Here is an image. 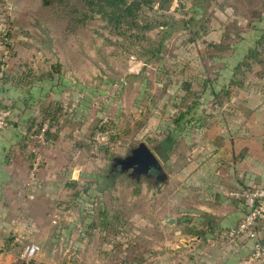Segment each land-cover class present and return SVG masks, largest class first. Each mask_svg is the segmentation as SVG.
I'll list each match as a JSON object with an SVG mask.
<instances>
[{"label":"rangeland","instance_id":"1","mask_svg":"<svg viewBox=\"0 0 264 264\" xmlns=\"http://www.w3.org/2000/svg\"><path fill=\"white\" fill-rule=\"evenodd\" d=\"M217 1L234 11L216 13L208 0L200 2V12L192 9L193 0H153L115 24L96 11L97 0H0V67L12 75L29 69L50 73L60 88L52 99L59 119L51 128L64 129L58 134L52 129L57 135L51 134L49 146L68 153L62 160L70 170L69 165L80 168L66 175L68 204L58 213L68 209L71 218H55L50 236L39 234L36 264H67L77 242L84 245L81 264H155V255H170V245L182 249L201 234L202 223L185 218V187L170 176L185 163V135L179 133L164 151L167 157L154 147L175 126V116L202 111L201 99H212L208 84L217 83V75L230 81L235 68L264 73V28L254 31L260 39L256 47L235 43L241 34H251L248 23L234 18L256 16L259 0ZM207 19L211 23H204ZM206 29L209 39L202 43ZM241 51L239 65L235 56ZM101 121L106 130L99 129ZM98 133H105L103 141L94 138ZM139 141L158 156L167 182L112 168V158L126 155ZM73 150L80 152L71 164ZM44 159L43 154L42 164ZM168 216L174 222L168 223ZM26 243L0 250V264L23 263L19 253Z\"/></svg>","mask_w":264,"mask_h":264},{"label":"crops","instance_id":"2","mask_svg":"<svg viewBox=\"0 0 264 264\" xmlns=\"http://www.w3.org/2000/svg\"><path fill=\"white\" fill-rule=\"evenodd\" d=\"M201 1L205 0H193L192 9L200 11ZM258 2L253 7L256 16L234 18L237 23H248L251 34L249 37L241 34L235 43L242 45L249 41L250 49L260 43V39L253 36L254 31L264 28V0ZM207 3L216 13L235 9L217 0H208ZM204 23L211 22L207 19ZM207 35L208 29L201 37L202 43L209 39ZM244 56L242 51L235 56L239 65ZM14 72L16 77L26 72L37 77H28L26 84L10 82L5 90L0 82V102L7 103L8 100L12 111L9 124L0 132V249L5 248V238L12 235L15 245L8 251L14 250L21 242H42L39 234L43 232L50 236L56 226L52 223L55 218H71L67 214L68 209L62 210L63 215L58 213L61 206L68 204L63 199L70 187L66 175L68 172L75 174L80 169L69 165L70 170L62 160L68 153L54 150V145L49 146V143L43 149L40 147L45 159L34 184L30 183L31 145L24 133L31 123L41 118L42 106H53L55 101L52 99L59 95L60 88L51 83L50 73L44 75L33 69ZM222 75L224 73L217 75V83L208 84L212 99H201L202 111L194 108L196 114L182 118L181 131H178L177 116L172 120L175 126L171 127V131H178L174 132L175 139L180 138L179 133L185 135L187 152L185 163L178 165L180 170L170 176L177 177L185 187V218L194 224L201 222V234L185 241L182 249L178 245H170V255L164 259L160 254L155 255V264H264V260L245 262L253 242L248 234H230L243 217L245 206L241 198L229 193L243 185L264 184V73L259 75L235 68L230 81L222 80ZM139 91L143 90L140 88ZM221 94L222 101L216 99ZM78 108L75 106L71 113L76 115ZM147 126L145 124L144 127ZM63 129L64 126L53 130L58 134ZM79 152L70 151L71 164ZM60 199L64 201L61 203ZM261 225L264 228V221ZM223 237H232V242L225 241ZM72 247L76 252L67 264H81L83 243H73ZM176 252L179 257H175ZM101 259L98 257L97 261L101 262Z\"/></svg>","mask_w":264,"mask_h":264},{"label":"built area","instance_id":"3","mask_svg":"<svg viewBox=\"0 0 264 264\" xmlns=\"http://www.w3.org/2000/svg\"><path fill=\"white\" fill-rule=\"evenodd\" d=\"M11 116L10 109L0 107V132L7 127ZM44 123L40 131L35 134L36 140L45 144ZM105 133H98L94 137L96 140L103 141ZM34 152L30 159L29 180L34 184L38 170L43 161V154L36 146L31 147ZM233 197L241 198L245 206L243 217L237 225L230 230V234L246 233L253 239L252 248L245 262L251 263L257 260H264V238L262 237L260 223L264 221V185H249L231 189L229 192ZM38 251L36 243H26L21 249L19 257L24 264L35 263V254Z\"/></svg>","mask_w":264,"mask_h":264},{"label":"trees","instance_id":"4","mask_svg":"<svg viewBox=\"0 0 264 264\" xmlns=\"http://www.w3.org/2000/svg\"><path fill=\"white\" fill-rule=\"evenodd\" d=\"M153 0H97V9L96 11L99 12L103 17H107L108 20H114L115 24L121 22L124 17L126 16H131L134 17L136 15V12L138 11V9L141 7L142 2H152ZM159 6H161V4L159 3ZM194 11L200 12L196 9H193ZM134 21V20H133ZM117 22V23H116ZM135 22V21H134ZM136 24V23H134ZM162 39L160 40L161 44ZM159 48L156 47V51H158ZM34 78L37 77L35 74H32L31 72H26L23 75H19V76H14L12 74H9L5 71H2L1 67H0V82H1V86L3 87V90H5L7 87L4 88V86L7 84L9 85L10 82H15V83H27V78ZM0 107H6L8 109H10L11 111V106L8 103H1L0 102ZM56 109H58V107H54L53 106H42L41 110H40V114H41V118L34 122L31 123L26 131H25V138L26 140L29 142V144L32 142V146H36L37 148H40V146L42 145L41 141H37L36 140V136L35 134H37L41 127L43 126V124L46 122L47 123V128L45 129V144H48L52 137L51 134H53L54 132L52 131L51 126H56V124L58 123V114H54ZM53 111V112H52ZM12 112V111H11ZM11 117V116H10ZM182 118H184V112H182V114H180L179 116L176 117V121H179L177 124V127H182V125H180V121H182ZM106 121H101L100 124L98 125L99 129L102 130H106L107 128H105L106 126ZM34 126V128H32ZM179 127V128H180ZM176 128V127H175ZM175 131V129H174ZM174 131H171V128L167 131V133L164 135V137L159 140L157 142V144L155 145L154 149L155 152H159V153H163V157H167L168 155H166V153L164 151L168 150L171 146L172 143L175 140V133ZM55 134H53L54 136ZM37 141V142H36ZM34 152L30 150V159H32ZM249 185H253V184H247V185H243V186H249ZM264 185V184H263ZM262 228V225L260 226ZM199 233V232H198ZM261 233H262V237L264 238V228L261 229ZM12 235H9L7 238H5V248H1L0 250H9L12 249V247L15 245L12 243ZM35 263H28V264H36ZM24 264V263H21Z\"/></svg>","mask_w":264,"mask_h":264},{"label":"water","instance_id":"5","mask_svg":"<svg viewBox=\"0 0 264 264\" xmlns=\"http://www.w3.org/2000/svg\"><path fill=\"white\" fill-rule=\"evenodd\" d=\"M117 161L121 163V171H124L131 166L133 168L130 171L131 175L148 173L152 169L155 171L156 179L161 183H165L168 180V174L163 169L160 159L152 148L144 141H139L131 148L129 154L124 157H118ZM167 222H174V218L169 217Z\"/></svg>","mask_w":264,"mask_h":264},{"label":"flooded vegetation","instance_id":"6","mask_svg":"<svg viewBox=\"0 0 264 264\" xmlns=\"http://www.w3.org/2000/svg\"><path fill=\"white\" fill-rule=\"evenodd\" d=\"M134 147V146H133ZM130 150H131V148H130ZM130 150H129V152L127 153V154H129L130 153ZM126 154V155H127ZM125 156V155H124ZM124 156H122V157H124ZM117 158L118 157H113L112 158V160H111V165H112V168H113V166L115 167L114 169H121V163H119L118 161H117ZM133 168L130 166L128 169H126V170H132ZM141 174H145V175H148V176H150V177H153V178H156V174H155V171L154 170H150L148 173H141ZM141 174H139V175H141ZM139 175H136V177H139Z\"/></svg>","mask_w":264,"mask_h":264}]
</instances>
